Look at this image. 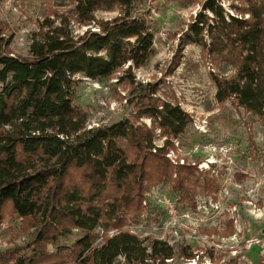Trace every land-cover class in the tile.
I'll return each instance as SVG.
<instances>
[{
    "label": "trees",
    "instance_id": "trees-1",
    "mask_svg": "<svg viewBox=\"0 0 264 264\" xmlns=\"http://www.w3.org/2000/svg\"><path fill=\"white\" fill-rule=\"evenodd\" d=\"M230 1L231 12L222 0H204L183 40L200 47L214 66L233 71L211 74L220 107L231 101L264 120V0ZM142 4L73 0L67 15L38 23L26 55L13 52L14 35L0 23V229L6 219L17 220L12 242L27 237L23 247L0 252V264H181L196 259L186 245L125 230L146 213L147 194L155 185L167 183L178 202L192 210L198 195L216 201L220 191L218 180L196 165L174 166L167 157L192 117L177 102L158 97L157 85L135 81L133 70L155 54L151 11ZM98 12L117 15L100 20ZM72 24L86 30L75 35ZM119 73V83L136 100L134 121L88 129V115L75 102V86L84 78L103 82ZM141 118L150 119L151 128L138 124ZM157 130L166 138L163 147L155 144ZM235 177L238 183L246 178ZM75 231L79 238L62 244ZM233 233L230 229L222 237Z\"/></svg>",
    "mask_w": 264,
    "mask_h": 264
},
{
    "label": "rangeland",
    "instance_id": "rangeland-1",
    "mask_svg": "<svg viewBox=\"0 0 264 264\" xmlns=\"http://www.w3.org/2000/svg\"><path fill=\"white\" fill-rule=\"evenodd\" d=\"M203 1L144 0L141 9L151 11L155 54L145 66L134 69L133 75L138 84L157 85L158 97L177 102L192 117L187 133L174 141L175 149L167 157L174 166L196 165L200 172L216 178L218 199L198 195L197 209L192 210L178 202L167 183L158 184L147 194L146 213L125 230L172 246H188L196 259L181 260V264H264V120L237 109L231 101L220 107L211 74L230 76L233 71L214 66L204 59L200 47L184 42ZM222 5L231 12L230 0H222ZM73 7V0H0V23H6L14 35L13 52L26 55L38 23L48 16L67 15ZM116 15L98 12L97 18L110 20ZM72 25L75 35L86 30ZM121 75L103 82L84 78L75 86V102L88 115V129L134 121L136 100L119 83ZM138 124L151 128L152 122L141 118ZM157 135L155 144L163 147L166 138L159 130ZM236 175L246 178L238 183ZM18 227L19 221L6 219L0 229V252L25 245L27 237L12 242ZM203 229L218 234L206 235ZM230 229L232 236L222 237ZM79 236L75 231L62 244L71 245Z\"/></svg>",
    "mask_w": 264,
    "mask_h": 264
},
{
    "label": "built area",
    "instance_id": "built-area-1",
    "mask_svg": "<svg viewBox=\"0 0 264 264\" xmlns=\"http://www.w3.org/2000/svg\"><path fill=\"white\" fill-rule=\"evenodd\" d=\"M170 155H171V154H169V155H168V157H169V158H171V156H170ZM173 161H174V160H173ZM174 163H175V161H174ZM113 233H114V232H113ZM113 233H111V234H113Z\"/></svg>",
    "mask_w": 264,
    "mask_h": 264
}]
</instances>
